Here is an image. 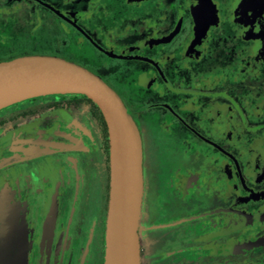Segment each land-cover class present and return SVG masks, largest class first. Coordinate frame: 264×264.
Segmentation results:
<instances>
[{
    "label": "flooded vegetation",
    "instance_id": "obj_1",
    "mask_svg": "<svg viewBox=\"0 0 264 264\" xmlns=\"http://www.w3.org/2000/svg\"><path fill=\"white\" fill-rule=\"evenodd\" d=\"M52 56L142 144L141 264H264V0H0V63ZM107 124L88 97L0 110V264H104Z\"/></svg>",
    "mask_w": 264,
    "mask_h": 264
},
{
    "label": "water",
    "instance_id": "obj_2",
    "mask_svg": "<svg viewBox=\"0 0 264 264\" xmlns=\"http://www.w3.org/2000/svg\"><path fill=\"white\" fill-rule=\"evenodd\" d=\"M53 94L83 95L100 109L110 140V201L104 264H141L142 144L119 95L88 69L52 56L0 63V110Z\"/></svg>",
    "mask_w": 264,
    "mask_h": 264
}]
</instances>
